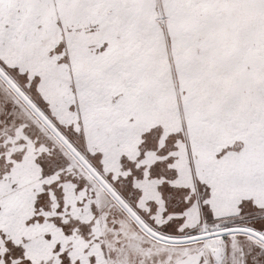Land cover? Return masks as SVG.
I'll return each instance as SVG.
<instances>
[{"label": "snow or ice", "instance_id": "1", "mask_svg": "<svg viewBox=\"0 0 264 264\" xmlns=\"http://www.w3.org/2000/svg\"><path fill=\"white\" fill-rule=\"evenodd\" d=\"M0 264H264V0H0Z\"/></svg>", "mask_w": 264, "mask_h": 264}]
</instances>
